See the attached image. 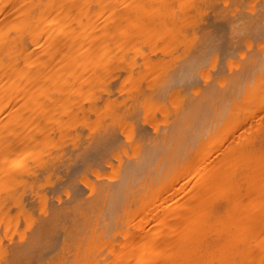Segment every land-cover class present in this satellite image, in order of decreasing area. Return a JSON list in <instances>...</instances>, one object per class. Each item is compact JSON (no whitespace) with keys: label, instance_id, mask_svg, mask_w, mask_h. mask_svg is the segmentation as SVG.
<instances>
[{"label":"bare ground","instance_id":"1","mask_svg":"<svg viewBox=\"0 0 264 264\" xmlns=\"http://www.w3.org/2000/svg\"><path fill=\"white\" fill-rule=\"evenodd\" d=\"M29 262L264 264V0H0V264Z\"/></svg>","mask_w":264,"mask_h":264},{"label":"rangeland","instance_id":"2","mask_svg":"<svg viewBox=\"0 0 264 264\" xmlns=\"http://www.w3.org/2000/svg\"><path fill=\"white\" fill-rule=\"evenodd\" d=\"M210 18H211V17H210ZM210 18H209V19H210ZM209 19H208V20H209ZM208 20H207V22H208ZM210 21H212V22H211L212 25L210 24ZM213 22H214V24H213ZM221 22H222V21H221ZM221 22L219 23V22L217 21V22L215 23V21H213L212 18L209 20V24L212 26V27L210 26V27H211L210 29H212L211 31L213 32V34L215 33L214 35H216L217 37L221 36V38H222V39H221V43H220L219 39H218V40L216 39V41H219V45H218V43H217L218 48H220L221 53H222V50H223V53H225L224 51L226 50V52H227V45H228V44H226V42H227L226 40H227V39H225V35L228 33V30H227V32H226V30H225L226 27H225L224 23L221 24ZM207 24H208V23H207ZM217 27H218V28H217ZM221 31H222V32H221ZM223 32L225 33V35H223V34H224ZM222 35H223L224 37H222ZM217 37H216V38H217ZM226 37H227V36H226ZM223 38H224V41H223ZM215 43H216V42H215ZM219 46H221V47H219ZM225 46H226V47H225ZM222 47H223L224 49H223ZM201 82H203V79H201ZM87 131H88V130H87ZM85 133H86V130H85ZM85 133H84V134H85ZM87 133H88V132H87ZM87 133H86V134H87ZM120 137H121V136H120ZM121 138H122V137H121ZM121 138H120V140H121ZM81 142H84V141H78L77 144L80 146V145H82V144H80ZM83 145H84V144H83ZM83 145H82V147H80V148H83ZM79 146H78V147H79ZM91 148H94V147H93V146H90V147L87 148V149H89V151H92ZM68 149H69V147H68ZM78 149H79V148H78ZM87 149H86L85 151H87ZM97 149L99 150V147H97ZM76 150H77V148H76ZM81 150H82V149H81ZM93 150H94V149H93ZM89 151H88V152H89ZM84 154H85V153H84ZM87 154H88V153H87ZM89 154H90V153H89ZM91 154H94V152H91ZM91 154H90V155H91ZM91 156H93V155H91ZM91 156H89V157L92 158ZM74 168L77 170L79 167H78V168L74 167ZM72 169H73V167L71 168V172H72L73 174H78V173H79V169H78V172H76V170L74 171V170H72ZM64 196H65V198H67V197H66V194H64ZM32 263H33V262H32ZM29 264H31V263L29 262ZM33 264H35V262H34Z\"/></svg>","mask_w":264,"mask_h":264}]
</instances>
